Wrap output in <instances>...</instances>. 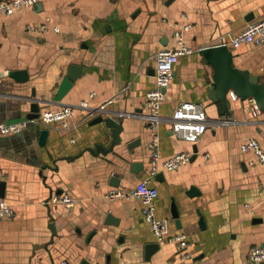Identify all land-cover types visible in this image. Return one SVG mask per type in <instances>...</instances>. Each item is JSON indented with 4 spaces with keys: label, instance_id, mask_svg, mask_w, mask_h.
<instances>
[{
    "label": "crops",
    "instance_id": "0c3cea01",
    "mask_svg": "<svg viewBox=\"0 0 264 264\" xmlns=\"http://www.w3.org/2000/svg\"><path fill=\"white\" fill-rule=\"evenodd\" d=\"M263 18L264 0H38L0 14V120L26 122L21 132L0 135V198L15 209L0 218V264H246L251 246L264 244V166L241 144L254 137L264 147V110L255 109L253 97L233 99L231 90L221 113L209 97L215 69L201 49L230 42ZM176 32L193 52L174 64L155 133L163 158L192 155L151 178L159 191L156 218L168 222L159 242L140 199L106 193L134 188L149 174L154 131L146 93L156 85L158 52L178 46ZM229 47L236 67L264 84V44ZM72 65L82 72L56 101ZM23 70L26 81L9 76ZM83 100L105 109L91 115ZM182 100L205 105L208 128L198 142L172 129ZM34 101L41 111L76 109L68 127L38 121L49 134L31 150L25 144L34 131L27 118ZM108 117L123 124L119 143ZM63 193L75 205L47 202ZM176 234L186 236L182 250L168 241Z\"/></svg>",
    "mask_w": 264,
    "mask_h": 264
},
{
    "label": "built area",
    "instance_id": "2783aa9c",
    "mask_svg": "<svg viewBox=\"0 0 264 264\" xmlns=\"http://www.w3.org/2000/svg\"><path fill=\"white\" fill-rule=\"evenodd\" d=\"M38 0H0V14L11 15L19 7H33ZM178 36V46L174 49L164 48L157 54L155 81L156 85L153 89L146 93L147 105L149 112L146 120L150 128L154 131V135L148 143L151 152L149 174L141 180L134 188L112 187L106 193L109 199H126L136 197L143 203L144 218L151 227V230L159 242L165 241L166 231L168 227L167 220H159L156 218V199L158 197V188L151 183V178L161 170H175L186 164L192 155V151H181L169 158H163L159 150V139L157 136L158 125L162 119L160 109L165 99V89L171 83L173 78L174 64L185 54H190L193 49L189 47L183 40L182 34L176 32ZM248 42L256 45L264 44V18L258 22L247 25L239 31L230 42L222 43L239 47L242 43ZM94 95L92 92L91 96ZM231 96L235 99L237 96L232 91ZM83 108H89L90 114L93 115L98 109L104 110L105 104L98 108L90 107L89 100H83L80 103ZM76 107L74 105H64L58 109H45L41 112L37 119L43 123L60 122L64 127L70 126L69 119L74 115ZM256 110L259 106L256 105ZM170 122L173 131L180 137L190 142H198L208 128V115L205 105L201 101L182 100L176 106ZM26 126L25 121L6 122L0 120V135L21 132ZM243 151H252L257 159L264 166V147L260 141L254 137L246 139L242 144ZM47 202L64 203L72 207L75 205V199L68 193L55 194ZM15 214L13 205L5 199L0 198V218L12 217ZM169 242H175L177 248L182 250L187 246L186 236L184 234H176L168 238ZM190 256L188 252L185 253ZM264 262V244H254L251 246L246 264H258ZM60 264H71L67 260H63Z\"/></svg>",
    "mask_w": 264,
    "mask_h": 264
},
{
    "label": "water",
    "instance_id": "95a60500",
    "mask_svg": "<svg viewBox=\"0 0 264 264\" xmlns=\"http://www.w3.org/2000/svg\"><path fill=\"white\" fill-rule=\"evenodd\" d=\"M202 52L205 56V60L211 63L215 69L214 82L210 89L209 97L218 103L220 112L224 113L228 108V95L231 90L234 91L240 98L247 99L253 97L257 102L260 109L264 110V84L259 81L257 75L251 74L248 70H242L236 67L233 62V54L229 45L219 43L215 45H208L203 47ZM82 72V67L79 65H72L69 67L67 74L62 78V81L57 89L55 96L56 101H61L65 94L71 89L75 80ZM9 76L15 78L17 81L22 82L27 80L26 71H12ZM0 79V85H1ZM166 90V89H165ZM40 101H34L31 105V112L27 115L30 123V127L34 128L31 133L30 139L25 144L29 149H33L37 146H44L49 134V129L41 128L37 119L41 114ZM103 120L100 116L94 120V122ZM107 124L114 128V141L113 144L119 143L121 140L120 133L123 130V124L115 118L108 117L105 119ZM133 171H138L133 168ZM4 183L0 184V197H4ZM173 215L179 218L178 211L175 206L173 207ZM112 217H109V220ZM107 220V222L109 221ZM151 246L148 247V250Z\"/></svg>",
    "mask_w": 264,
    "mask_h": 264
}]
</instances>
